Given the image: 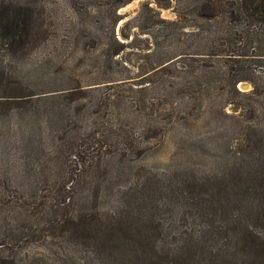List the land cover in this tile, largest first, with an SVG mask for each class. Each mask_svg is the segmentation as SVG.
<instances>
[{
    "label": "rangeland",
    "instance_id": "rangeland-1",
    "mask_svg": "<svg viewBox=\"0 0 264 264\" xmlns=\"http://www.w3.org/2000/svg\"><path fill=\"white\" fill-rule=\"evenodd\" d=\"M195 3L0 0V264H144L227 224L197 200L264 140V57Z\"/></svg>",
    "mask_w": 264,
    "mask_h": 264
},
{
    "label": "trees",
    "instance_id": "trees-1",
    "mask_svg": "<svg viewBox=\"0 0 264 264\" xmlns=\"http://www.w3.org/2000/svg\"><path fill=\"white\" fill-rule=\"evenodd\" d=\"M128 1L117 0L116 7ZM194 9L201 18L213 19L225 15L238 22L242 33L240 39L247 45H253L252 53L257 59L264 57V0H196ZM11 29L12 32L8 34L14 39L18 34L17 27ZM259 73L262 72L259 70ZM240 78L246 77L240 76L236 81ZM252 82L254 88L250 94L256 96L264 93V86ZM235 92L249 95L236 86ZM239 153L236 170L222 180H208L205 188L208 186L209 193L197 200L211 209L210 214L217 222L227 224L213 227L217 233L205 231L197 236L183 235L174 238L170 244L167 243L169 237H166L159 242V258L158 255H148L149 259L144 258V264H264V240L249 229L257 222L264 224V140H257L250 149H243ZM138 237L132 240L140 239V247L145 240H150L148 237ZM126 239L130 238L106 230L93 240L102 249L116 248L115 243L123 249L121 242H127ZM129 249L122 251L127 255ZM137 254L143 257V254Z\"/></svg>",
    "mask_w": 264,
    "mask_h": 264
}]
</instances>
